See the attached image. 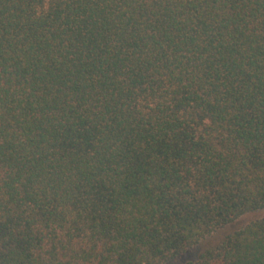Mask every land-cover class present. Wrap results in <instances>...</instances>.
<instances>
[{
  "label": "trees",
  "instance_id": "1",
  "mask_svg": "<svg viewBox=\"0 0 264 264\" xmlns=\"http://www.w3.org/2000/svg\"><path fill=\"white\" fill-rule=\"evenodd\" d=\"M264 210V0H0V264H167ZM185 264H264V216Z\"/></svg>",
  "mask_w": 264,
  "mask_h": 264
},
{
  "label": "rangeland",
  "instance_id": "2",
  "mask_svg": "<svg viewBox=\"0 0 264 264\" xmlns=\"http://www.w3.org/2000/svg\"><path fill=\"white\" fill-rule=\"evenodd\" d=\"M263 216H264V210L246 214L241 218H239L238 220H236L235 222H233L232 224L225 226L224 228L213 233L211 236L203 239L202 241L199 242V244L196 247L186 251L184 254L170 261L167 264H185L187 262H193L198 258L200 254L204 253L207 250L213 249L217 245H219L222 241H224V239L228 235L239 230L246 224L256 219H259Z\"/></svg>",
  "mask_w": 264,
  "mask_h": 264
}]
</instances>
